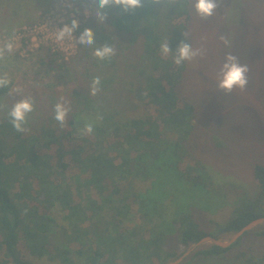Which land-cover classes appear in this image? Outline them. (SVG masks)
I'll use <instances>...</instances> for the list:
<instances>
[{
	"label": "trees",
	"instance_id": "1",
	"mask_svg": "<svg viewBox=\"0 0 264 264\" xmlns=\"http://www.w3.org/2000/svg\"><path fill=\"white\" fill-rule=\"evenodd\" d=\"M105 11L106 22L92 16L85 28L92 27L95 43L113 46L115 55L99 60L88 47L87 74L65 97L49 81L23 96L12 92V82L0 88V264H35L33 258L61 264H115L111 259L116 258L122 264H169L206 238L237 234L264 218L262 165L255 166L260 191L254 197L245 192V211L215 223V232L206 230L192 208L212 206L194 202L181 211L175 205L174 197L186 186L211 190L215 197L229 190L194 159L187 144L198 108L180 91L191 61L176 65L174 55L181 40L193 45L188 0H173L164 16L151 0L134 12ZM85 28L81 25L79 34ZM164 42L172 50L167 56L161 51ZM70 62L60 51L41 60L50 80L70 73ZM97 76L100 91L91 95ZM116 92L143 113L121 112L112 100ZM24 98H32L35 108L25 131L18 132L8 112ZM61 100L70 108L64 126L54 119ZM86 123L94 125L90 134L82 132ZM250 238L264 240V226L249 228L227 246L199 248L175 264L200 257L264 264V252L256 253L251 244L243 250Z\"/></svg>",
	"mask_w": 264,
	"mask_h": 264
},
{
	"label": "rangeland",
	"instance_id": "2",
	"mask_svg": "<svg viewBox=\"0 0 264 264\" xmlns=\"http://www.w3.org/2000/svg\"><path fill=\"white\" fill-rule=\"evenodd\" d=\"M85 7L75 0H0V46L9 38L14 43L13 53L0 60V75L6 74L10 78L14 94H34L41 84L49 81L56 85L60 96L65 97L70 88L82 80V75L86 76L89 48L78 43V31L71 39L59 40L64 43V48L57 50L71 61L70 73L64 78L50 80L46 67L41 64L44 56L58 49L44 34L52 29L56 38L58 28L51 27L54 24L63 27L73 18L79 19L85 28L92 17L84 14ZM166 7L168 5H160L163 16ZM190 35L193 48L202 49L204 55L191 61V69L180 85L181 93L198 108L187 144L194 159L205 164L209 174L215 175L213 178L222 187L226 185L224 187L230 192L226 190L225 195L215 197L211 190L209 194L204 188L186 186L174 200L181 211L194 202L212 206L206 210L197 206L192 208L206 230L215 232V223L224 224L245 211V192L254 197L260 191L255 166H264V0H219L216 15L207 20L199 18L192 8ZM228 54L237 56L239 62L248 67L247 87L234 89L231 93L218 88L220 69ZM118 95V92L114 93L112 100L121 112L133 116L143 113L142 107L133 105L122 94L121 97ZM258 224L264 226V222H258L250 228ZM235 236L228 234L218 241L228 244ZM212 243H215L213 238H206L169 264L182 261L195 250ZM245 244L243 250L251 244L256 253L264 252V240L250 238ZM33 260L35 264H61L48 258ZM111 260L122 264L121 259ZM240 263L238 259L222 261L200 257L189 264Z\"/></svg>",
	"mask_w": 264,
	"mask_h": 264
},
{
	"label": "clouds",
	"instance_id": "3",
	"mask_svg": "<svg viewBox=\"0 0 264 264\" xmlns=\"http://www.w3.org/2000/svg\"><path fill=\"white\" fill-rule=\"evenodd\" d=\"M87 5L84 9L86 16H94L99 22L103 23L107 17L105 9L109 7H116L123 12H134L137 8L143 7V0H84ZM154 4H160L166 6L171 4L173 0H151ZM188 3L195 10L196 15L207 20L216 15L219 7V0H188ZM80 27V20L73 18L70 24L65 23L63 27L58 28L57 39L65 40L71 39L75 31ZM188 33H184L187 37ZM224 39V37H221ZM78 43L85 47H94L93 55L99 60H110L115 55V49L108 44L98 45L95 43L96 34L92 27L85 28L77 38ZM227 43V40H225ZM14 51L13 39L9 38L2 46H0V60H3L6 54H11ZM162 54L167 56L172 53L170 44L164 42L161 44ZM204 52L200 48H193V46L187 42L186 39L181 40L177 52L174 55V63L176 65H182L185 61H192L199 56H203ZM220 78L218 81V88L226 93H231L234 89H245L248 85V67L241 64L237 56L228 54L225 57V61L220 69ZM11 84L10 78L4 74L0 75V88H5ZM100 77H94L90 85V94L96 95L100 91ZM35 103L32 98H24L17 101L9 110L8 116L14 129L18 132L25 131V125L28 122L29 114L34 111ZM54 119L59 122L61 126H64L70 108L65 105L63 100L57 102L54 106ZM98 119L102 120L100 116ZM94 131L93 123H86L82 129L84 134H90Z\"/></svg>",
	"mask_w": 264,
	"mask_h": 264
},
{
	"label": "built area",
	"instance_id": "4",
	"mask_svg": "<svg viewBox=\"0 0 264 264\" xmlns=\"http://www.w3.org/2000/svg\"><path fill=\"white\" fill-rule=\"evenodd\" d=\"M70 24V23H69ZM55 26H52L51 28H59L56 24H54ZM80 26H81V23H80ZM53 31L54 30H48V32L46 34H44V37L47 38V39H51L53 42H54V46L57 47L58 49L57 50H60L62 48H64V43L59 41L58 39L54 38L55 36L52 35L53 34ZM56 31V30H55ZM78 29L75 31L74 35L77 33ZM61 51V50H60ZM55 52V51H54Z\"/></svg>",
	"mask_w": 264,
	"mask_h": 264
},
{
	"label": "water",
	"instance_id": "5",
	"mask_svg": "<svg viewBox=\"0 0 264 264\" xmlns=\"http://www.w3.org/2000/svg\"><path fill=\"white\" fill-rule=\"evenodd\" d=\"M258 222H264V218H260V219H257V220H255V221H253L251 224H249L248 226H246L245 228H243L240 232H238L237 234H236V236H235V238H234V240L235 239H237L244 231H246V230H248L250 227H251V225H253V224H255V223H258ZM215 240V239H214ZM233 240V241H234ZM232 241V242H233ZM232 242H229L228 244H224V243H222L221 241H218V240H215V243L216 244H219V245H229L230 243H232Z\"/></svg>",
	"mask_w": 264,
	"mask_h": 264
}]
</instances>
